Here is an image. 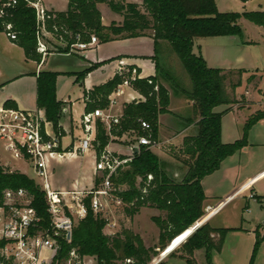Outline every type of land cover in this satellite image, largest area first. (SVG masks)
I'll list each match as a JSON object with an SVG mask.
<instances>
[{
  "label": "trees",
  "instance_id": "trees-1",
  "mask_svg": "<svg viewBox=\"0 0 264 264\" xmlns=\"http://www.w3.org/2000/svg\"><path fill=\"white\" fill-rule=\"evenodd\" d=\"M98 3H106L114 12L121 14L122 26L111 25L104 28L101 25ZM240 18L264 27V10L220 12L214 0H143L142 4L125 0H67L65 11H46L45 30L56 41L64 44V47H57L58 51L69 52L71 44L78 41L77 36L80 42H87L91 34H95L105 42L113 39L109 33L126 38L140 36L145 29L152 30L155 75L131 77L132 67L128 66L125 70L115 72L106 82L83 91L86 112L107 107L109 96L125 80L143 98L125 104L118 123H112L108 128L100 119L96 120L92 146L97 157L112 137H121L126 133H134L137 137L147 136L151 141L157 142L159 115L170 114L169 93L161 81L167 82L174 91L183 94L192 102L193 116L187 124H196L195 133L183 138L179 147L181 156L176 158L185 167L181 180L171 178L162 168L160 158L146 145H139L131 159L111 177L114 195L121 200L127 217L132 218L143 207H153L164 212V217H152L159 230L158 246H145L141 237L130 229H121L113 234L103 233L107 220L101 213H94L89 208L87 198V215L74 223L70 241L59 239V248L49 264H65L72 248H76L79 257L93 258L97 264H149L158 254L156 248L163 251L179 234L175 241L185 239L168 256L173 257L175 252H179L178 258L183 263L174 264H197L194 251L198 249L204 250L205 264H214L212 253L220 251L227 233L241 230L240 227L215 228L207 222L192 232L189 228L195 222L202 223L205 220V216L200 219L206 198L202 179L217 170L226 157L247 146L248 130L264 119L263 107L248 117L241 139L222 143L220 123L225 111L215 112L214 108L221 104L231 106L234 103L224 88V83L232 71L210 68L201 55L192 52L195 38L230 35L241 37L242 29L238 23ZM6 23L13 25L16 39L12 42L23 49L26 59L40 63L42 55L36 51V47L38 39L43 35L33 7L25 0H17L13 7L7 9V15L0 17V32H4ZM161 41L168 42L170 49L179 58L189 77V89L179 87L170 72L161 65ZM56 76L57 73L50 71H42L36 75V105L43 110L52 124L54 134L60 138L63 131L59 120L64 103L56 98ZM82 77L83 73L77 75L79 79ZM4 106L17 108L15 102L10 100L5 101ZM140 120L146 121L150 128H142ZM68 149L70 147L66 150ZM99 181L100 178H96L95 184ZM121 185L126 188H119ZM20 188L31 197L30 205L41 218V226L47 227L49 215L44 193L36 182L19 170H10L0 164V203L4 190ZM254 198L258 202L264 201V197L254 195ZM255 234L248 264H253L258 246L264 240V235L260 236L257 230ZM158 264L165 262L159 261Z\"/></svg>",
  "mask_w": 264,
  "mask_h": 264
},
{
  "label": "rangeland",
  "instance_id": "rangeland-1",
  "mask_svg": "<svg viewBox=\"0 0 264 264\" xmlns=\"http://www.w3.org/2000/svg\"><path fill=\"white\" fill-rule=\"evenodd\" d=\"M48 1L55 4L56 6H60L62 3L61 2L62 0H48ZM220 4L221 7L225 6L224 8H227L226 10L230 12L241 11L239 2L237 0L236 2L231 0H221ZM141 11L142 12L144 11L143 7L141 8ZM243 28L244 31L242 32H245L246 34H250V35L253 33V35L255 34L256 38L262 40V37L264 36L263 26L256 28L255 24H252L251 22L247 21L245 22V24H243ZM259 30L262 32L260 33L257 32ZM42 35L43 36L41 37L42 38L41 40L47 47L45 43V39L46 37L49 38L50 36L47 32L42 33ZM91 35H94L97 38V42H98L99 36L95 34H91ZM237 39H240V37H238ZM263 45L264 43L262 42V46ZM48 47L49 50H54V48H51L50 46ZM61 47L64 46L61 45ZM55 51H58V49H55ZM171 53L173 60L169 58L170 60L169 63L171 64V67L173 66L172 68L174 69V72L170 70L168 71L173 76L175 81L178 83H181L179 79L182 76H184L189 81L188 74L185 71L183 65L181 64L179 58L173 51H171ZM55 55L56 54H54L51 57H48V60L42 70H45L47 68H57L54 70H68V68H73L77 60L70 56H62V55L55 56ZM101 64L102 63L81 65V68H79V70L75 73H65L62 75L57 74L56 76V84H55L56 98L59 100L72 102L71 119L68 120V124L66 126V127L68 126L70 127L71 124L73 126V133L68 135L69 138H71L72 136L75 138H79L80 135H82V133L79 132L78 124L80 123L81 116L84 113L83 102H82L83 88L90 87L94 84H98L101 78L108 76V73L102 74L100 70L96 69ZM92 65L93 67H91ZM161 65L164 66L162 60H161ZM258 66L260 68L264 67V59H260ZM31 67H35V65L33 63L26 62L23 49H21L20 46L12 42L6 36L5 32H0V84L9 81L3 87H0V102H3L2 101L3 96H5L6 94L7 95L12 94L17 98L20 99L24 98V100L29 99L28 91L31 83L34 82V78H29L30 76L27 75L21 76L17 79L14 78L20 74L29 72V69H31ZM175 69L177 71H175ZM80 73H83V77L81 81L79 80V78H77V75ZM242 78H244L242 73H240L239 71H232V74L226 79L224 83V88L226 93L228 94V97L232 99L234 103L231 106L228 104H221L214 109L215 111H219L227 107L239 108L242 104L246 105V103H243L242 101L243 99L241 97V94L244 93L245 90H247L248 93H250L248 95V98L254 101L257 107L263 109L264 91L261 89L259 90L256 84L253 83V81L251 83L249 82L248 85L244 83L240 88H237V86L241 85L240 83L242 81H240V79L242 80ZM167 85L171 90H173V87H171V85H169L168 83ZM126 90L128 91V88H126L125 86L123 88V91ZM251 95L253 96L251 97ZM126 97L127 100L124 103H122L123 105L122 108H124L125 104L133 101L134 99V98L131 99L130 94L126 95ZM135 99L141 100V98H136V97ZM0 106H2V103H0ZM63 107L64 104L62 105V109ZM111 107L112 106L107 105V107L100 109H102V111L105 113H109L113 115L111 111ZM19 109H23V108H19ZM120 116L121 115H118L119 119ZM172 116L173 115L170 114L164 116L163 122L166 126H170V128L168 130L165 129L166 131H164V137L160 138L162 143L156 145L155 147H152L151 151L160 158L162 168L164 169V171L171 178L175 179L176 181H179L181 180L182 175L178 177H173L172 174L175 169H178L180 166L184 167V165L182 164L181 161L176 159L178 158V156L181 155L179 153L180 145H178L176 140H174L178 131H175V129H173V127L177 125H175L176 119H174V117ZM224 117H225L224 126L225 127L226 126L228 127V125L231 126L232 121L234 122V117L232 116V114H228L227 116ZM46 121L49 123V127L52 128V124L47 120V118ZM104 123L108 128L109 123L107 122ZM194 129H196L195 122H194ZM60 138L59 141L61 144ZM257 138L258 137L254 135V132L252 130L250 132L249 138H247L248 141V145L246 146L247 150L245 151L240 150L236 152L232 157L227 158L225 160L224 169L226 167L227 168L230 167L232 170L230 171V174H228L227 171L224 173V169H223V171L220 170L219 172H215L211 176H208L204 179V185L208 194H217V195L226 194L232 189L229 183L232 180L228 177L232 176L233 178L236 177L243 178L244 176H252L257 171L264 168V144L262 145L258 143L257 140L259 139ZM72 141H74V138H72ZM121 143L126 145L137 146L138 137L134 133L133 134L126 133L124 136V141ZM3 145L4 142L0 140V156L4 157V159L14 164L15 167L20 169L28 177L38 181L29 163H27L25 160L22 159L11 158L10 151L8 150L5 151ZM81 156L79 155L76 158H70L69 156H66L63 157V159L48 158L47 167L49 169L48 177L50 181L55 183V185L59 184L57 183L59 180L65 183L66 182L68 183L69 181H73V179L76 177V172L78 169L77 167L79 166V164L81 165V163H82L81 166H83L84 170L87 171L89 169L91 170L92 162L94 158L93 155L90 154V155H83L82 157ZM12 170H16V169L12 168ZM89 175H91L92 181L94 180V178H99V175L96 174L95 172H93V174L87 173L85 176H89ZM263 185H264V180L259 182L256 185V187H260V186L263 187ZM85 187L87 188L89 186L86 185ZM119 188L124 189L126 188V186L121 185L119 186ZM220 200L221 199H215L211 201V203L213 205H217V203ZM206 202L207 201L203 202V216L200 219H203L204 216L207 215L206 213L207 207H204ZM103 214H104L103 216L107 220V223L103 228V233L110 234L120 231L121 229H130L133 233L138 234L141 237L145 245L150 247L158 246L159 230L152 221V217L154 216L164 217V212L159 211L153 207H143L140 209L139 213L134 215L132 218H129L124 214L121 204L120 205L115 204V202L110 199L108 201L107 208L103 211ZM242 218L245 219V221H242L243 228H252V230L256 229L260 236L264 235V230H262L264 228V224L262 223V221L264 220V208H261L252 199L245 198L244 194L229 199L216 212L214 217L211 219L209 225L215 228H239L241 225ZM205 222H206L205 220L202 221V224ZM248 222H251V226L248 224ZM184 239L177 240L174 242V244H169L168 246L171 245L170 246L171 248L167 252L160 251L159 248L157 247L156 250L158 254L152 259V261L149 264H158L159 261H164L165 264L183 263V261L179 260L178 258L179 252H175V255L173 257H169L168 254L171 251L176 250L181 244V242L184 241ZM250 239L251 237H249V235L245 233L240 234L233 232L227 234L223 244V246L225 247L224 249L225 251L223 252V254H221L220 257H217L216 259L217 264H248V260L251 258L252 248H253V243L251 242ZM260 245L258 246V249L255 253L253 264H264V250L261 251ZM72 251L74 252V255L69 254V258L65 264H79V263L97 264V262L93 258L87 256L79 257L77 255L76 248H72L70 252ZM233 253L236 254L235 260H233L235 262L232 261ZM196 259L199 263H201L203 261V255L201 254L197 255ZM198 262L197 264H199Z\"/></svg>",
  "mask_w": 264,
  "mask_h": 264
},
{
  "label": "crops",
  "instance_id": "crops-1",
  "mask_svg": "<svg viewBox=\"0 0 264 264\" xmlns=\"http://www.w3.org/2000/svg\"><path fill=\"white\" fill-rule=\"evenodd\" d=\"M126 2L130 3H137V4H142L143 0H125ZM217 6L218 11L220 12H228L223 6L221 7L220 2L221 0H214ZM235 1L236 0H231ZM239 2V6L241 8V12H248V11H257V10H264V0H248L246 2H243L241 0H237ZM60 6H56L55 4L51 3L48 0H41V3L47 10H54V11H65L67 9V0H62ZM97 8L100 12L101 15V25L104 28H108L111 25H114L116 27L122 26L123 22V17L121 14H118L114 12L106 3H98ZM248 20L244 18H240L238 21L242 31H244L243 24L247 22ZM250 22V21H249ZM252 23V22H251ZM247 24V23H246ZM253 24V23H252ZM260 26L256 25V28H259ZM47 32V31H46ZM257 32H262V31H257ZM48 33V32H47ZM49 34V33H48ZM111 37H113L112 40H108L105 42H102L100 39L98 40L97 43L92 44L89 46V49L86 50H80V49H70L69 52H64V51H55L57 47L64 46V44L56 41L50 34L49 38L46 37L45 43L51 48H54V50H49L48 47V53L46 55H42V59L40 63H37L33 60H28L26 59V62L33 63L35 67H31L29 69V72L20 74L16 76L14 79H17L21 76H30L29 78H34V82L31 83L28 91L29 99L24 100V98H17L12 94L5 95L3 96V102L2 106L4 105V102L7 100L15 102L17 108H23V109H38L36 105V75L39 72L42 71H50V72H55L57 74H65V73H75L81 68V65H89V64H98L102 63L99 67H97V70H100L102 74L108 73V76H105L101 78L98 82V84H94L90 87L83 88L84 89H91L94 86L100 85L107 80H109L117 71L120 70H125L126 67L130 66L132 67V70L135 71V73L138 75V77H148V76H153L155 75V65L153 62V55L155 53V45H154V40L152 38V30L151 29H145L141 32L140 36L137 37H126V38H121L119 35H114L109 33ZM242 36L240 39H237L238 37L236 36H211V37H200L197 39H194L193 41V46H192V52L196 55H201L202 58L204 59L206 65L210 68H216V69H221L224 71H241L242 75L244 78L240 81H242L240 86H237V88H240L244 83L248 85V83L252 82L256 84L257 88L260 90L261 89V82L264 80V67L260 68L258 66V63L260 59H264V45L262 46V42L264 43V36L262 37V40H259L256 38L255 34L253 33L246 34L245 32H242ZM264 34V31H263ZM90 40V39H89ZM88 40V41H89ZM87 41V42H88ZM22 49V48H21ZM171 49L166 41H161L159 45V57L164 63V68L167 70L173 71L174 69L171 67V64L169 63V58L172 59L171 56ZM54 54L56 55H62V56H70L76 60L75 65L73 68H68V70H54L57 68H47L45 70H42L43 67L45 66L48 57L53 56ZM55 55V56H56ZM80 58V59H78ZM173 60V59H172ZM175 71H177L175 69ZM34 75V76H33ZM33 76V77H32ZM82 79V78H81ZM81 79H79L81 81ZM181 83H178L179 87L183 89H189L190 88V82L188 79H186L184 76L180 77L179 79ZM9 82V81H7ZM7 82L0 84V87H3ZM162 84L167 88L168 93H169V105H168V110L170 111V115H173L175 121V125L173 129L177 132V135L175 136V139L178 145L182 144L183 138L187 135H193L195 133L194 129V122L191 124H187V121L190 119L192 116V102L187 99L183 94L171 90L167 83L164 81H161ZM126 86L128 88V91H123V88ZM130 94L131 99L133 101H136V98H141L143 99L136 91H134L129 85H124L122 86V94L115 96L116 98V103L111 107V111L113 115H121L122 114V103H124L127 99L126 95ZM248 93L247 90L244 91V93L241 94V97L243 99V103L239 108H225L221 109L219 111L215 112H221L225 111L221 117V123H220V141L222 143H232L236 140L241 139L243 135V129L244 125L246 123V120L250 115L255 113L257 110H260V107H257L254 101L248 98ZM253 95H251L252 97ZM59 100V99H58ZM64 103V107L62 109V116L59 120V125L62 128L63 135L61 136V150L69 151L72 149L73 146H76L79 142V140L83 137V127L81 125V120L80 123L78 124L79 126V132L82 133L79 138L71 137L69 138V134L73 133V126L66 127L68 124V120L71 119V110H72V102L70 101H64L60 100ZM20 102V104H19ZM82 102H83V108H84V113L85 111V103L83 101V92H82ZM256 102V101H255ZM249 103V104H248ZM1 107V106H0ZM216 108V107H215ZM214 108V109H215ZM229 108V109H228ZM228 109V110H227ZM83 113V114H84ZM82 114V115H83ZM228 114H232L234 117V122L232 121V125H228V127L224 126V116H227ZM169 115V113L161 114L159 115L158 118V140H157V145L162 143L160 138L164 137V131L168 130L170 126H166L163 122L164 116ZM82 118V116H81ZM72 122V121H71ZM177 122V123H176ZM110 125V124H109ZM242 125V126H241ZM109 127V126H108ZM172 128V127H171ZM166 129V130H165ZM253 130L254 135L258 137L257 140L258 143L264 144V119L256 122L253 124L250 129L247 132V138L250 136V132ZM124 136L121 137H112L108 145L105 147L112 153L118 156H130L132 155L135 150L134 145H126L122 144L121 142L124 141ZM260 137V138H259ZM72 138H74V141H72ZM262 138V139H261ZM248 145V141H247ZM114 146V147H112ZM67 147H70V149L66 150ZM4 150H8L6 148V145L4 143L3 145ZM247 150V147L245 146L244 149L242 148L241 151ZM9 151V150H8ZM240 151V150H239ZM238 152V151H237ZM11 153V152H10ZM93 155V162H92V168L91 170L95 172V161L97 159L96 152L92 147H90L89 151L86 152L84 155ZM235 154V153H234ZM234 154L231 156L226 157L222 162L220 163V166L217 170L212 172L209 175H206L201 183L202 187L204 190L205 194V201L206 204L204 207H209L212 210L210 211L209 214L205 216V221L210 224L211 219L214 217L216 212L231 198L240 196L241 194H244V197L248 198L249 194H253L256 196L264 197V185L263 187H256V185L264 180V168L261 170L257 171L254 175L252 176H244L243 178L236 177L233 178L232 176L228 177L232 181H230V185L232 189L227 192L226 194L223 195H217V194H208L205 185H204V179L208 176H211L215 172H219L220 170L223 171L224 166H225V160L227 158L232 157ZM69 156L70 158H76V155H65L63 157ZM83 156V155H82ZM81 156V157H82ZM54 157L57 159H63ZM11 158H14L11 154ZM0 162L2 165L5 167L9 168L10 170L16 169L22 172L20 169L14 166L10 161L4 159V157L0 156ZM79 164V163H78ZM84 164V163H83ZM82 165V163H81ZM77 167V172H76V177L73 179V181H69L68 183L63 182V181H58L57 185L50 181L52 186L59 188V189H64V190H73V189H88L90 188L93 183L95 182V179L92 181L91 175L85 176L87 173L93 174V172L89 169L84 170L83 166ZM227 168V167H226ZM224 169V173L227 171L228 174H230L231 168ZM83 169V170H81ZM49 170V169H48ZM221 171V172H222ZM23 173V172H22ZM49 173V171H48ZM185 173V169L183 166H180L178 169H175L173 172V177H178L180 175L183 176ZM232 175V174H231ZM232 177V178H231ZM88 185L89 187H85ZM212 193V192H211ZM248 193V194H247ZM215 199H221L217 205H213L211 201ZM255 201L261 208H264V201L263 202H258L256 201L255 198L252 199ZM242 221H245V219H241V225L240 228L241 230H236V231H231L229 233H245L251 237V242L255 243V230L252 228H243L242 226ZM264 224V220L262 221ZM248 224L251 226V222H248ZM248 225V226H249ZM259 228V227H258ZM264 230V228L262 229ZM260 231V229H259ZM227 233V234H229ZM113 234V233H110ZM227 236V235H226ZM225 236V238H226ZM224 238V239H225ZM224 244V241H223ZM220 249V251H215L212 253V262L214 264H217L216 259L217 257H220L221 254L225 251V247L223 246ZM147 246V245H145ZM148 247V246H147ZM261 251L264 250V240L261 242L260 245ZM253 250V248H252ZM251 253V252H250ZM203 255V261L199 263L196 259L197 255ZM232 261L235 260L236 254L233 253L232 255ZM194 257L196 261L199 264L205 263V258H204V250L203 249H198L194 251ZM250 257V256H249ZM250 260V259H249ZM248 260V263H249ZM235 262V261H233Z\"/></svg>",
  "mask_w": 264,
  "mask_h": 264
},
{
  "label": "built area",
  "instance_id": "built-area-1",
  "mask_svg": "<svg viewBox=\"0 0 264 264\" xmlns=\"http://www.w3.org/2000/svg\"><path fill=\"white\" fill-rule=\"evenodd\" d=\"M25 1L35 10L41 32H46L44 20L47 9L41 0ZM16 3L17 0H0V17L6 16L7 9ZM4 32L11 41L16 39L11 23L4 24ZM76 38L78 41L71 44V49L86 50L97 42L94 35L90 36L88 42H80L79 36ZM41 39H38L36 51L44 56L48 50ZM135 76L137 74L132 70L131 77ZM124 85H128L126 80L109 96L108 105L116 103L115 96L122 94ZM261 90L264 91V80ZM97 119L109 124L119 121L118 115L105 113L100 108L85 112L81 118L83 137L76 146L65 152L60 149L59 138L49 127L43 110L0 107V140L14 158L29 163L38 181L33 180L44 193L49 215V225L42 227L41 218L30 205L31 197L24 189L4 190L0 203V264H49L59 248V239L70 241L72 227L78 219L87 215L88 205L94 213L104 215L103 211L110 199L115 204H121V200L114 195L111 177L131 159V155L121 158L104 148L95 161V173L99 175L100 181L97 184L94 182L88 189H59L52 186L48 179V158L81 156L89 151L95 137ZM140 125L144 129L150 128L146 121L140 120ZM138 145L152 148L157 142L147 136H140ZM248 198L253 199L254 195L249 194ZM209 209L207 207L206 210ZM70 255H74V252H70Z\"/></svg>",
  "mask_w": 264,
  "mask_h": 264
},
{
  "label": "water",
  "instance_id": "water-1",
  "mask_svg": "<svg viewBox=\"0 0 264 264\" xmlns=\"http://www.w3.org/2000/svg\"><path fill=\"white\" fill-rule=\"evenodd\" d=\"M134 150H135V152L138 150V147H134ZM200 224H202V223H198V222H195L191 227H189L190 228V232H192L193 230H195ZM180 235V234H179ZM179 235L178 236H176L169 244H174V242H175V240L179 237ZM168 244V245H169ZM166 246V248L163 250V252H167L171 247V245L170 246ZM163 256V255H162Z\"/></svg>",
  "mask_w": 264,
  "mask_h": 264
},
{
  "label": "bare ground",
  "instance_id": "bare-ground-1",
  "mask_svg": "<svg viewBox=\"0 0 264 264\" xmlns=\"http://www.w3.org/2000/svg\"><path fill=\"white\" fill-rule=\"evenodd\" d=\"M211 210H212V209L210 208L209 210H207V212H206V213H207V214H209Z\"/></svg>",
  "mask_w": 264,
  "mask_h": 264
}]
</instances>
